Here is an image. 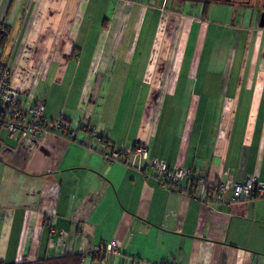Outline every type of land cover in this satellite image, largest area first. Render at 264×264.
I'll return each mask as SVG.
<instances>
[{"label": "crops", "instance_id": "0c3cea01", "mask_svg": "<svg viewBox=\"0 0 264 264\" xmlns=\"http://www.w3.org/2000/svg\"><path fill=\"white\" fill-rule=\"evenodd\" d=\"M168 1L0 0L10 28L1 57L22 105L102 136L0 129V263L83 255L84 264H264V199L203 201L218 182L264 183L263 0L241 10L235 0H194L204 12L189 17ZM216 2L229 6V35L210 37ZM138 143L150 160L206 182L169 192L150 160L104 159ZM113 241L117 253L89 255Z\"/></svg>", "mask_w": 264, "mask_h": 264}, {"label": "built area", "instance_id": "2783aa9c", "mask_svg": "<svg viewBox=\"0 0 264 264\" xmlns=\"http://www.w3.org/2000/svg\"><path fill=\"white\" fill-rule=\"evenodd\" d=\"M0 129H4L10 136L40 137L48 133H59L70 138L80 131L93 133L98 139L102 136L97 134L95 128L87 125L72 127L69 122L59 119L50 121L44 115V107L35 104L25 107L21 103L20 92L12 84V69L7 61L0 54ZM132 158L138 161H148L149 152L147 145L138 143L132 151L124 149H110L104 159L107 162H123L130 164ZM155 171V179L159 186L169 192L181 191L182 183L188 180L191 188L200 183L206 182V177L198 175L193 169L175 168L171 169L157 159L150 160ZM229 194V199L226 196ZM257 199H264V183L256 178H249L244 183H232L230 181L218 182L213 188L208 190L205 203L209 204H232L236 202H249ZM50 223V220H48ZM117 253V242L113 241L105 246L101 245L89 252L90 256L98 257L102 254ZM101 262L102 259H101ZM160 264H178L174 260L163 261Z\"/></svg>", "mask_w": 264, "mask_h": 264}, {"label": "rangeland", "instance_id": "374dc122", "mask_svg": "<svg viewBox=\"0 0 264 264\" xmlns=\"http://www.w3.org/2000/svg\"><path fill=\"white\" fill-rule=\"evenodd\" d=\"M104 1H105L106 4H107V2L108 3L110 2V0H104ZM130 1H133V0H130ZM135 1H137V0H135ZM235 1L237 2L236 5L238 6V10H241V7L239 5H241L242 2H245V1H251V4L254 5L253 4L254 3V0H235ZM100 2H102V1H100ZM112 2H113V0H112ZM152 3H154V0H153ZM95 4H97V3L95 2ZM204 8H205L204 2L203 3L202 2L200 3V2H198V1L196 2L194 0H169L168 1V9L169 10H171L173 12L176 11V12H179V13L180 12H183L182 14L185 17L193 16L194 14L195 15H201L204 12ZM260 10H263V12H264V8L263 9L261 8ZM95 13L96 12H94L93 15H95ZM210 13H211V16L209 17L208 20H210L211 22L217 21V23H220V26L218 24V26L216 25L217 27H213L211 29V32H210V35L209 36L211 37L214 34L215 31H216L215 36H217L218 34H220V30H222L224 32V34L229 35V28L228 29H225V27L223 26V24L229 18V6L225 5L224 3L216 2V3L212 4L211 9H209V13L208 14H210ZM238 14H239V11H238ZM159 16H160V13H157L155 15V18H156L155 22H157ZM259 20H260V17H259ZM134 21H135V19H134ZM150 24H152V25H150ZM150 24H149V27L147 26L148 28L145 27V29H144L145 30V33L144 34L146 35V37L152 39L153 38V35L157 31V23H154L153 22V23H150ZM132 27H133V22L131 23V26L128 29L130 39H131V36H132L130 34V32L133 30ZM98 35H99L98 34V31H95V29H93V31L90 33V42L88 44V50L90 49L91 52L94 49V44H95V42L98 39ZM224 40H227V39H224ZM151 41L152 40L149 41V39H148V46L147 47H150L151 46V43H152ZM216 45H217L216 47H218V49L217 48H214V50L215 51H218V53H219L218 54V57H220L222 55V52L225 50V47L226 46L224 44H220L218 42H217ZM135 48L137 50L140 49V44L139 43H138V45L135 44ZM149 50L150 49H148V51ZM1 52L2 51L0 49V54H1Z\"/></svg>", "mask_w": 264, "mask_h": 264}, {"label": "trees", "instance_id": "16d2710c", "mask_svg": "<svg viewBox=\"0 0 264 264\" xmlns=\"http://www.w3.org/2000/svg\"><path fill=\"white\" fill-rule=\"evenodd\" d=\"M10 28L4 22H0V49L2 50L7 41ZM83 255H67L59 258L38 260L33 262L24 261L20 264H84ZM95 260V259H94ZM2 264V263H0Z\"/></svg>", "mask_w": 264, "mask_h": 264}, {"label": "water", "instance_id": "95a60500", "mask_svg": "<svg viewBox=\"0 0 264 264\" xmlns=\"http://www.w3.org/2000/svg\"><path fill=\"white\" fill-rule=\"evenodd\" d=\"M263 8H264V0H263ZM259 26L264 28V12L260 18Z\"/></svg>", "mask_w": 264, "mask_h": 264}]
</instances>
